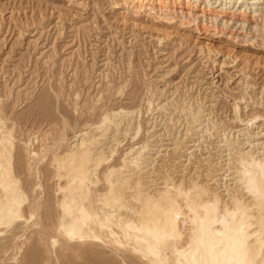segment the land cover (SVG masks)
Instances as JSON below:
<instances>
[{
    "label": "rangeland",
    "instance_id": "1",
    "mask_svg": "<svg viewBox=\"0 0 264 264\" xmlns=\"http://www.w3.org/2000/svg\"><path fill=\"white\" fill-rule=\"evenodd\" d=\"M262 132L264 0H0V210L21 201L0 264H151L112 208L130 216L157 189L188 217L181 187L218 188ZM79 209L89 219L69 236ZM188 221L165 264L192 243Z\"/></svg>",
    "mask_w": 264,
    "mask_h": 264
},
{
    "label": "bare ground",
    "instance_id": "2",
    "mask_svg": "<svg viewBox=\"0 0 264 264\" xmlns=\"http://www.w3.org/2000/svg\"><path fill=\"white\" fill-rule=\"evenodd\" d=\"M192 111L191 113H193ZM199 114H201V111ZM195 116L197 118L196 114ZM195 116L194 119H196ZM191 117L193 118L192 115ZM199 118L200 117L198 115V119ZM199 120H202V118ZM193 124L195 123L193 122ZM201 128L199 127V129ZM197 134L198 133H196V136ZM252 136L253 139L261 141V143L258 146L261 147L262 151L261 153H254V152L251 153V151L250 152L246 151L247 153H245V151L241 152L244 149L241 148L240 153H238L239 156L234 154L231 155L229 154L231 161L229 160L230 162H228V166L226 169L231 173L229 177L231 176L232 179L227 181H224V179H222L224 173L227 172L225 171L223 174L218 175L221 176L220 179L217 178L218 180L214 181L216 182V186H218V188H216L215 190L213 189L211 191L210 187L201 186L198 188L200 190H197L195 194L192 193L194 194L193 199H191L188 196V192L191 191V189L193 190L195 188V185L194 186L188 185L189 186L188 189L181 187L183 188V192L181 194H184L183 196L185 199L184 201L183 200L181 201H183V205L185 203L184 207H186L187 209V214L189 215L188 217H186L184 211H183L184 213L182 212L181 208L183 207L180 208L179 205L177 204L178 202H176L174 198H171L169 195L167 196L165 193L157 192L156 191L157 189L149 191V193L147 192V189L138 190L137 192L138 195L136 199L140 203L138 204V206L136 205L137 207L134 208L133 210H129L131 213H133L130 216L125 217L119 213V211L123 208V206H121L122 208L120 209V207H116L115 205V207L112 208L113 210L111 209L113 213L117 214V217L120 220V222L124 224L122 225L124 226V228L122 227V229L123 230L125 229V233L127 237L131 236L133 237V239H136V241L137 239H139L143 244L146 245L145 253L143 251L141 253L142 254L144 253V258L147 257L148 263L165 264L164 260L160 256L161 248H163L164 244H169L166 243L167 241H174V240L180 241V239L183 238L182 233L180 231L181 228L180 224L185 225L186 221L189 220L188 221L190 222L189 225L192 224V227L190 228V236L192 243L187 248L185 247L186 249H181V250L180 248L177 249L176 247H174L173 244L174 247L173 254H175L177 258L176 264H264V261L261 258L259 259V255L261 254V251L264 249V222H263L264 220L263 219L264 218V133L263 132L255 133L252 134ZM92 139L96 141L98 140L97 138L95 139L93 137ZM2 140L3 139L0 137V141ZM92 141L93 140H91V142ZM87 143L86 146L83 145L85 146V148L82 147L81 148L82 150L80 149L81 150L80 166L82 169L81 178H83L82 180H86L87 178H89L88 176L91 174L92 171L90 169V167L92 166V165L90 166V163L93 162L94 159L93 156L95 154L92 152L93 150L92 147L89 146L91 145L96 146L98 142L96 143L93 141L92 143H90L91 145L89 146L87 145ZM80 145H82V143ZM66 158H70V157L68 156ZM254 170H256L255 171L256 173L258 172L257 175L255 174ZM221 181L222 183H220ZM194 184L196 183L194 182ZM180 185L181 184H179V186L177 185L179 189H180ZM177 187L176 186L174 187V191H176ZM220 188H223V190L221 189V191H218ZM181 194L179 192V196ZM114 195L112 199L116 197ZM12 197L13 196H11V198L10 197L8 198L12 199ZM176 197H178V195ZM15 201H16L15 205L17 204L16 205L17 208L15 207L16 209L13 206V208H8L6 209V211L4 209L0 210V226L10 225L11 222H13V220L15 219L17 220V218L20 217L19 208L21 205V201H19L18 198L15 199ZM22 209L23 206L21 207V211ZM79 210L80 211L76 213L77 218L72 217V221L70 225L66 227L64 225V229L67 235L69 236L78 235L74 231L76 224L82 223L85 225L87 219H89V216L85 214L83 209H79ZM108 215L109 214L107 213L106 218L108 217ZM21 218L23 217L21 216ZM99 225H100L99 227L101 228L100 230H104V227H106L104 222ZM252 242H257L259 247L257 250H253V252H250L249 246Z\"/></svg>",
    "mask_w": 264,
    "mask_h": 264
}]
</instances>
